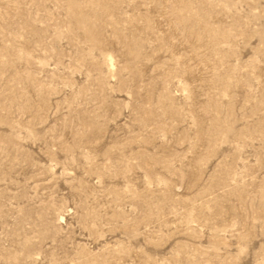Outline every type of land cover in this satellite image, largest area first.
I'll return each mask as SVG.
<instances>
[{"label":"rangeland","instance_id":"1","mask_svg":"<svg viewBox=\"0 0 264 264\" xmlns=\"http://www.w3.org/2000/svg\"><path fill=\"white\" fill-rule=\"evenodd\" d=\"M0 264H264V0H0Z\"/></svg>","mask_w":264,"mask_h":264}]
</instances>
